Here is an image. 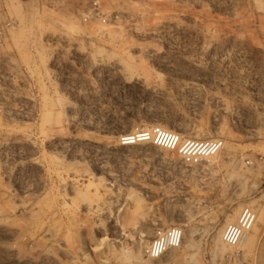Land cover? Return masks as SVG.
<instances>
[{
    "label": "rangeland",
    "instance_id": "1",
    "mask_svg": "<svg viewBox=\"0 0 264 264\" xmlns=\"http://www.w3.org/2000/svg\"><path fill=\"white\" fill-rule=\"evenodd\" d=\"M92 1L0 0V264H264V0ZM155 127L223 148L188 165Z\"/></svg>",
    "mask_w": 264,
    "mask_h": 264
},
{
    "label": "built area",
    "instance_id": "2",
    "mask_svg": "<svg viewBox=\"0 0 264 264\" xmlns=\"http://www.w3.org/2000/svg\"><path fill=\"white\" fill-rule=\"evenodd\" d=\"M103 8L98 0H93L85 14V21H105ZM169 135L166 148L172 152L178 153L182 160L188 165H198L203 161L212 158L218 154L223 148V141L215 140H195L180 139L179 135L170 133L161 127H155L147 136H151L150 141H158L161 134ZM166 139V138H165ZM165 141V140H164ZM164 143V142H163ZM258 219L257 211L247 205L244 206L236 221L227 225L222 233V240L228 246L239 247L253 230ZM184 240V230L178 225H171L166 228L156 230L149 246L145 249V253L151 258H161L169 250L179 248Z\"/></svg>",
    "mask_w": 264,
    "mask_h": 264
},
{
    "label": "bare ground",
    "instance_id": "3",
    "mask_svg": "<svg viewBox=\"0 0 264 264\" xmlns=\"http://www.w3.org/2000/svg\"><path fill=\"white\" fill-rule=\"evenodd\" d=\"M148 135V134H147ZM146 135V136H147ZM147 137H149V136H147ZM169 135H167L166 133L165 134H161L160 135V138H159V140L158 141H156V140H154V141H156V142H159L160 144H163V146H165L166 147V143H167V141H168V139H169ZM138 138V137H137ZM166 138V139H165ZM150 139H151V136H150ZM165 140V141H164ZM164 142V143H163ZM223 153V152H222ZM215 156H218V155H214L212 158H214ZM233 216L234 215H232V216H230V218L228 219V222H233L234 221V218H233ZM230 224V223H229ZM252 232V231H251ZM250 232V233H251ZM249 233V234H250ZM249 234L247 235V237L249 236ZM247 237L245 238V240H244V242L239 246V247H241V246H243L244 244V247L246 246V243H247V245L249 244V239H248V241H246V239H247ZM250 237V236H249ZM251 239V238H250ZM246 241V242H245ZM231 247H233V246H231ZM170 251V250H169ZM154 259H159V258H154Z\"/></svg>",
    "mask_w": 264,
    "mask_h": 264
}]
</instances>
